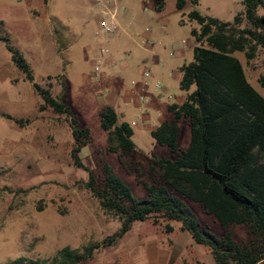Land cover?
Wrapping results in <instances>:
<instances>
[{"label": "rangeland", "instance_id": "obj_1", "mask_svg": "<svg viewBox=\"0 0 264 264\" xmlns=\"http://www.w3.org/2000/svg\"><path fill=\"white\" fill-rule=\"evenodd\" d=\"M176 1L163 0L158 9L155 0H129V15L120 12L118 29L104 35L93 27L97 18L91 0H32L28 4L25 0H0V34L24 57L34 82L53 96H58L62 82L66 83V104L89 134L75 157L92 171L100 189L107 164L135 197L147 198L143 181L158 180L157 171L150 167L152 159L173 158L170 148L158 144L150 130L172 121L168 106L186 94L162 70L163 57L182 40L187 42L182 57L185 63L192 61L190 47L195 41L190 31L199 26L187 21L185 14L196 9L232 21L243 10L241 0H199L196 6L187 3L183 10L176 9ZM257 13L263 14L264 9ZM180 17L183 24L178 22ZM246 26L244 20L240 27ZM146 28L154 34V46L145 38ZM166 34L172 35L170 41ZM233 55L242 64L248 83L264 97L258 84L264 75V49L256 48L251 59L243 52ZM40 101L0 42V114L27 120L18 125L0 115V264L19 256L47 259L64 246L81 249L100 242L120 226L117 218L105 214L97 197L78 186L79 181L88 180V173L76 167L70 155L74 142L68 117L49 108L39 111ZM104 105L115 110L118 122H127L132 128L136 148L128 154L131 172L122 166L118 154L108 151V135L100 122ZM178 126L177 146L184 150L190 142L189 120L183 117ZM176 195L202 226L216 236L224 234L223 226L200 203ZM180 225L151 215L134 222L114 245L95 251L81 264H151L152 260L214 264L209 247L195 243ZM227 229L238 243L254 239L245 225L230 224Z\"/></svg>", "mask_w": 264, "mask_h": 264}, {"label": "trees", "instance_id": "obj_2", "mask_svg": "<svg viewBox=\"0 0 264 264\" xmlns=\"http://www.w3.org/2000/svg\"><path fill=\"white\" fill-rule=\"evenodd\" d=\"M158 9L163 0H155ZM199 0H177L176 9L183 10ZM243 10L232 21L204 15L196 9L186 13L188 20L198 24L191 35L195 45L192 61L180 67V90L186 92L181 104L172 103L168 109L172 121H163L150 131L154 140L170 148L173 158L155 157L150 165L158 180L143 181L147 198L135 197L129 186L115 176L104 164L103 188H98L92 171L75 157L81 143L86 144L88 130L66 104L67 85L63 81L58 96L34 82L32 71L7 36L0 42L10 53L11 60L31 83L40 97L39 111L51 109L65 114L74 145L71 157L76 167L88 173L87 181L78 186L98 198L105 214L120 221L119 228L100 242L89 243L81 249L64 246L47 259L19 256L6 264H81L90 260L95 251L114 245L136 221L151 215L180 222L197 244L208 246L214 264H257L264 260V97L247 81L242 64L233 55L243 52L251 59L260 47L264 49V0H242ZM245 20L247 26L241 28ZM264 90V75L258 78ZM1 117L22 125L27 120L1 113ZM189 120L190 142L186 149L177 146L178 122ZM102 128L108 135V151L118 154L122 166L132 171L128 154L135 150L133 131L127 122H118L115 110L104 105L100 111ZM178 195L200 203L207 214L213 215L225 229L221 236L202 226L186 202ZM248 227L254 239L236 242L228 226ZM167 231L171 227L167 226Z\"/></svg>", "mask_w": 264, "mask_h": 264}, {"label": "crops", "instance_id": "obj_3", "mask_svg": "<svg viewBox=\"0 0 264 264\" xmlns=\"http://www.w3.org/2000/svg\"><path fill=\"white\" fill-rule=\"evenodd\" d=\"M32 0H25V2L28 4L30 3ZM242 1V0H241ZM120 6L122 8V12L120 15H125V16H128L129 13L127 12L126 13V6L129 5V0H120ZM242 5V4H241ZM162 6H163V3H162ZM130 12V11H129ZM186 15V14H185ZM181 16H182V13H181ZM181 19L182 17H180L179 19V23L183 24L185 22V20L183 22H181ZM120 27L122 26V22H121V18H120ZM187 21H190V20H187ZM161 26V25H160ZM96 28V31H97V21L94 23V26ZM160 29V28H159ZM163 29H164V26H163ZM161 30H162V26H161ZM146 31L148 32H145L144 35L146 36L145 38L146 39H149L152 46H154L155 44V37H154V34L152 32L151 29L149 28H146ZM190 34H191V31H190ZM172 35L171 34H166L165 35V39L167 41H170V39L172 38L171 37ZM185 44H187L186 41L182 40L181 41V45L180 46H177V47H173V52H169L167 55H165V58L163 57V61H165L163 64H164V67H163V71L166 72L167 74H165L167 77H170V78H173L176 80V82H178V87H179V80H180V77H181V72H180V67L185 64V61H184V58L182 57L183 55V52H184V47H185ZM195 45V43L192 44V46L190 47L191 48V51L193 49V46ZM156 54V53H155ZM157 56V54H156ZM170 57V58H169ZM173 57H175L173 59ZM157 63H159L161 61V59L159 57H157V59L155 60ZM189 63V62H187ZM177 71V74L175 75L174 73V69ZM168 68H171L170 70H168ZM162 77H165L162 75ZM167 82V80H165ZM164 84H167L164 82ZM180 89V88H179ZM186 95V94H185ZM183 99V100H182ZM180 100H178L176 102V104H181L184 100H185V96H183V98ZM129 101H132V99H129ZM173 120V119H172ZM170 122V121H169ZM162 123V122H161ZM159 125V124H158ZM157 125V126H158ZM157 126L153 127L150 131L154 130L157 128ZM178 133H179V130H178ZM108 264H112V263H108ZM151 264H179L178 262H174L172 260L171 261H167V260H163V261H157L155 262V260H152V263Z\"/></svg>", "mask_w": 264, "mask_h": 264}, {"label": "built area", "instance_id": "obj_4", "mask_svg": "<svg viewBox=\"0 0 264 264\" xmlns=\"http://www.w3.org/2000/svg\"><path fill=\"white\" fill-rule=\"evenodd\" d=\"M91 1H92V6L96 13L98 33L100 32L104 35H109L114 33L119 27L117 17L120 14V12H122V8L119 4L120 0H91ZM101 52L102 53L106 52V49H102ZM95 71L96 72L98 71L97 66H95ZM143 76L147 77L148 73L144 72Z\"/></svg>", "mask_w": 264, "mask_h": 264}]
</instances>
